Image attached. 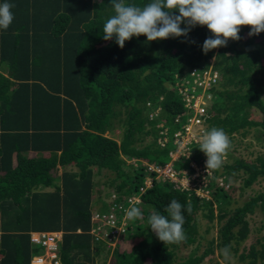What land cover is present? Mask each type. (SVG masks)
Masks as SVG:
<instances>
[{
  "label": "trees",
  "instance_id": "16d2710c",
  "mask_svg": "<svg viewBox=\"0 0 264 264\" xmlns=\"http://www.w3.org/2000/svg\"><path fill=\"white\" fill-rule=\"evenodd\" d=\"M4 2L15 6L13 22L0 30V264H31L43 249L31 233L44 230L63 231L60 264H99L102 258L109 264H201L216 252L223 255L226 246L247 264L264 262V232L250 221L257 209L264 212V188L241 203L234 198L236 190L243 194L264 177V32L249 36L251 26H241L240 40L207 54L202 45L212 34L206 25L187 37L148 42L145 35L133 36L120 48L115 38L102 37L114 15L110 0ZM194 66L219 72V82L207 88L206 123L208 131L222 128L230 139L208 183L210 196L143 164L172 160L181 124L176 116L187 110L184 90ZM157 106L159 116L150 119ZM253 108L262 118H249ZM159 120L168 128L163 145ZM253 127L261 149H250V142L247 154H237L236 134L245 137ZM117 128L120 139L113 135ZM190 147L188 157L173 161L175 168L191 170V161L206 157L199 143ZM112 192L142 212L130 221L116 209L126 224L115 246L91 232L95 206L107 213ZM131 194L140 200L131 203ZM173 199L185 206L186 239L164 244L148 218L156 212L171 219L166 207ZM200 211L210 221L205 232L217 225L210 239L200 230ZM179 245H191L189 254H180Z\"/></svg>",
  "mask_w": 264,
  "mask_h": 264
},
{
  "label": "clouds",
  "instance_id": "9594fccd",
  "mask_svg": "<svg viewBox=\"0 0 264 264\" xmlns=\"http://www.w3.org/2000/svg\"><path fill=\"white\" fill-rule=\"evenodd\" d=\"M110 5L114 9V15L107 19L106 23L103 25L102 37L105 41L115 38V42L120 48H123L125 46V41L130 40L133 36L139 37L140 35H145L148 42L170 37H187L188 33L195 26L206 25L212 34L204 40L202 45L203 53L207 54L212 49L226 47L229 39L235 41L240 40L241 36L239 33L241 31V26H251L248 33L249 36L264 32V0H152V2L143 6H137L135 4L126 5L124 0H110ZM14 6L15 5L8 2L0 4V30H7L13 22L14 14L11 9ZM174 10H178L179 14H174ZM181 24L185 26L181 27ZM192 42L194 43V41ZM209 105L210 103L207 105V110ZM158 108L159 113L151 117L152 111ZM160 112L161 106L151 108L148 114L149 118H157ZM178 115H181V119L178 120L181 122L180 128L185 120L186 112L179 113L177 116ZM205 125L206 132L199 141V149L204 152L207 157L205 162L206 170H216L222 165L223 156L230 147V139L222 128L213 127L208 131L206 121ZM157 126L159 127V135L161 129L167 128L161 120H159ZM179 128L176 131H178ZM190 152L188 155H190ZM171 156L172 160L165 163H173L174 160L185 157L184 155L175 157V155L172 154ZM144 162L146 161H143V163ZM191 170H193V168H191ZM149 177L153 179V176ZM149 177H147V181ZM208 196H210V192ZM95 208L97 207L95 206ZM184 210L185 206L173 199L166 207V211L171 219L156 212H153L149 216L148 224L152 232H154L158 239L164 242V244H178L186 239L183 229L185 223ZM186 210L190 213L191 206L188 205ZM126 217L130 221L141 219L142 212L140 208L133 205L126 210ZM57 231H61L63 236L62 230ZM61 240L59 241V245ZM36 245L42 246L43 249L34 255L41 254L45 251L43 245ZM204 245L205 244L202 242L201 247ZM224 252L227 255V246Z\"/></svg>",
  "mask_w": 264,
  "mask_h": 264
},
{
  "label": "built area",
  "instance_id": "2783aa9c",
  "mask_svg": "<svg viewBox=\"0 0 264 264\" xmlns=\"http://www.w3.org/2000/svg\"><path fill=\"white\" fill-rule=\"evenodd\" d=\"M192 82L187 80L185 92V106L186 117L181 127L176 131V139L178 142L177 148L172 155H184L188 157L190 146L192 143H199L201 137L206 132V117L209 86L215 85L219 82V72L211 68L193 67L190 71ZM191 83V84H190ZM198 86H201L202 92H198ZM159 113V108L152 111L151 117ZM177 120L181 119L178 115ZM161 125V124H160ZM168 139L167 128L161 129L158 141L160 144H165ZM207 157L201 158L199 161H191L193 170L188 168L177 169L171 162H144L147 171L155 172L158 177L169 178L179 182L183 187L190 191L196 190L198 194L208 195V183L213 176V170H206ZM224 176H218L220 184H222ZM152 181V177L148 178V183ZM110 200L113 201L110 210L106 213L101 207H97L93 211V226L92 232L97 236L109 241L110 245H115L120 233L125 229V218L119 220L116 209H124L126 211L129 207L118 200V194L112 192ZM128 200L138 202L140 200L137 195H129ZM103 210V211H102ZM111 228V229H110ZM61 231H33L31 233V241L35 244L43 245L45 251L41 254H36L32 258V264H60L58 257V246L61 240Z\"/></svg>",
  "mask_w": 264,
  "mask_h": 264
},
{
  "label": "rangeland",
  "instance_id": "374dc122",
  "mask_svg": "<svg viewBox=\"0 0 264 264\" xmlns=\"http://www.w3.org/2000/svg\"><path fill=\"white\" fill-rule=\"evenodd\" d=\"M254 110L251 112L250 114V119L251 118H262V114L261 112L257 109V108H253ZM114 136H116L118 139L121 138L122 135V130L120 128H117L113 134ZM235 140L234 143L238 145V148H236V152L237 154L243 153L245 152L246 154L248 153L246 151V143H250L251 142V146L250 149H252V147L256 150L261 149V146L255 141V136H254V127L250 129L249 134L245 137H242L239 133L236 134L235 136ZM237 185L240 182V179L236 181H234ZM264 188V177L261 176L260 178H258L253 184H251L250 186H247L245 189V193L241 194L240 189L235 191V196L234 198L237 199L238 203H241V201L247 197V195H249L250 193H252L253 191H255L256 189H263ZM108 190V189H107ZM106 190V191H107ZM237 203V204H238ZM198 217H199V223H200V230L205 232L207 225L210 224V221L202 215L201 211L198 213ZM250 221H252L253 226H255L256 228H260L261 232H264V212H262V210L257 209L256 211H254V213L251 214L250 216ZM217 220H214V222H212L213 224H217ZM217 227V225H216ZM216 227L211 228L210 230L206 231V238H212L213 236L216 235ZM40 248H43L42 246H39ZM191 245L189 246H185V245H179L178 249H179V253L186 256L189 254V249H190ZM205 247V245L200 248L198 250L197 253L201 252L202 249ZM241 252V249L239 250ZM238 252V251H236ZM99 264H109L110 260H104L99 259L98 260ZM216 262V263H215ZM201 264H247V262L242 261L238 258V256L234 255V251H232L230 254L227 253V255L224 254L223 255H216L212 256L211 258H205ZM259 264H264V262L259 263Z\"/></svg>",
  "mask_w": 264,
  "mask_h": 264
}]
</instances>
